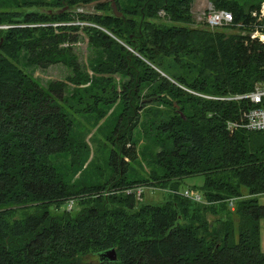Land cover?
<instances>
[{
  "label": "trees",
  "instance_id": "trees-1",
  "mask_svg": "<svg viewBox=\"0 0 264 264\" xmlns=\"http://www.w3.org/2000/svg\"><path fill=\"white\" fill-rule=\"evenodd\" d=\"M194 1L23 0V7L45 11L0 12L6 27L0 29V264H264V206L257 200L264 195V132L229 133L226 122L238 117L239 105L205 98L264 84V44L251 39V13L261 1L210 0L232 15V27H223L238 31L231 34L191 27ZM89 5L94 13L77 12ZM79 33L95 54L89 61L94 78L74 51ZM57 64L72 72L67 83L76 89L69 95L65 82L42 88L26 72ZM101 75L119 76L120 87ZM115 104L112 176L78 189L58 162L81 148L74 116L101 120ZM152 105L167 111L152 116ZM141 113L151 114L143 125L160 145L142 181L131 168ZM85 163L86 157L69 168ZM193 176L204 177L200 202L182 195L194 193L181 189ZM147 186L168 193L162 205L124 192ZM104 189L109 195L100 194ZM72 200L75 212L67 210ZM109 250L116 261L100 257Z\"/></svg>",
  "mask_w": 264,
  "mask_h": 264
},
{
  "label": "rangeland",
  "instance_id": "rangeland-1",
  "mask_svg": "<svg viewBox=\"0 0 264 264\" xmlns=\"http://www.w3.org/2000/svg\"><path fill=\"white\" fill-rule=\"evenodd\" d=\"M11 1V2H10ZM26 2H34L36 0H24ZM48 1V0H46ZM241 3L255 4L261 1V4L264 3V0H239ZM16 2V4H14ZM23 0H0V12L1 11H16L20 13L29 12V11H37L39 10L36 6L23 7ZM260 4V6H261ZM19 5V6H18ZM22 5V6H21ZM259 6V8H260ZM209 7H213L210 3V0H195L191 6V15L193 18V24L190 25L193 28L204 29L203 24L198 21V18L202 16V13L206 11ZM214 8V7H213ZM258 8V9H259ZM39 11H45L41 9ZM78 13L87 12L94 13V8L92 5L84 7L83 9H77ZM252 17V16H251ZM253 18V17H252ZM78 22H76L77 24ZM219 31H224L227 34L236 33L237 30L231 29H223L220 28ZM253 33V32H252ZM74 51L78 56L79 62L83 67V71L88 74L90 78H94L98 75H95L90 66V60L95 56L93 52L88 48L87 41L85 36L82 33H79L78 42L74 45ZM26 72L31 75V77L42 87L46 88V85L50 82H65L67 84L68 93H72L73 90L76 89L73 85L67 83V78L72 75L71 70L66 68L61 64L52 65L47 69H26ZM100 77H111L117 87H120L121 78L119 76H106L101 75ZM117 104H115L109 111L106 117L98 118L95 115H76L74 116V128H73V136L76 142L81 146L80 149L77 150V153L74 157L69 158H59L58 162L61 167L67 170V178L69 179V183L73 184L78 189H83L87 186L93 185H101L105 184L109 178L112 176V171L108 164V158L110 150L112 149L111 144L108 141V137H110L113 125H115V120L117 119ZM153 109H150V113L153 116L154 111H162L166 112L167 108H164L161 105H152ZM151 114L144 115L141 113V117L139 118V122L136 128L133 131V137L135 142V148L138 155V160L131 164L132 175L133 177L140 179H149L151 172V161L155 154L160 150V145L154 140V132L150 131L151 128L144 127V123L151 119ZM153 119H155L153 117ZM86 147V148H85ZM77 149V148H76ZM86 157V163L88 164L87 168L86 163L81 168H69V164L73 163L74 167L79 166L80 160H83ZM70 174V177H69ZM137 175V177H136ZM145 182H142V184ZM151 184V183H149ZM204 184L203 176H193L187 177L182 181L181 189H189L190 191L200 193V189ZM86 185V186H85ZM148 187V186H147ZM240 193L242 196L248 195V190L244 186H240ZM101 195L107 196L109 195V191L101 190ZM168 193H165V190L161 188H157L155 186L145 188L143 190V202L151 203L154 205H162L165 201V198ZM97 196V195H94ZM88 196H83L82 198H87ZM201 200L199 194L195 196ZM246 197H243L244 199ZM141 200V199H140ZM240 200V199H239ZM258 203L261 206H264V195L257 197ZM162 203V204H161ZM74 204L72 207L75 212L78 210ZM21 208V207H18ZM231 210H233L234 205L232 207L229 206ZM23 213H17L15 215L16 218H21ZM222 216L218 214L217 216H209L212 221H216V219L221 218ZM239 230V220L236 216L233 217V232L234 237L237 240ZM259 230H260V251L264 254V218L259 221Z\"/></svg>",
  "mask_w": 264,
  "mask_h": 264
},
{
  "label": "built area",
  "instance_id": "built-area-1",
  "mask_svg": "<svg viewBox=\"0 0 264 264\" xmlns=\"http://www.w3.org/2000/svg\"><path fill=\"white\" fill-rule=\"evenodd\" d=\"M251 16L255 19L254 32L251 34V39H256L260 43L264 44V25H261L264 19V3L260 8L253 11ZM205 27L210 30H217L223 27H232L233 18L232 15L220 9L209 7L202 13V16L198 18ZM77 25L85 26L86 23H77ZM53 27L59 25L53 24ZM6 27H0L3 29ZM214 101L236 103L239 105L238 117L234 120H228L226 122V130L229 133L245 130L248 132H264V84L256 85L250 92L243 94L227 95L222 97H205ZM144 188L136 187L134 189H127L124 192L126 194L135 193L137 200L141 199ZM184 197H187L196 202H200V199L195 195H191L187 191L182 192ZM229 206L232 207L234 199L229 200ZM73 205V200L67 204V210H70Z\"/></svg>",
  "mask_w": 264,
  "mask_h": 264
},
{
  "label": "water",
  "instance_id": "water-1",
  "mask_svg": "<svg viewBox=\"0 0 264 264\" xmlns=\"http://www.w3.org/2000/svg\"><path fill=\"white\" fill-rule=\"evenodd\" d=\"M112 9H113V13H114L115 16H117V17L121 16L120 13H118L116 11V8H115L114 4H112ZM100 257L101 258H106L107 260H109L111 262L116 261V254H115L114 250L106 251L103 254H101Z\"/></svg>",
  "mask_w": 264,
  "mask_h": 264
}]
</instances>
